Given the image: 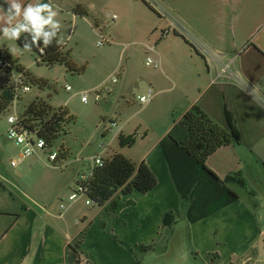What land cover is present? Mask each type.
<instances>
[{"label":"crops","instance_id":"0c3cea01","mask_svg":"<svg viewBox=\"0 0 264 264\" xmlns=\"http://www.w3.org/2000/svg\"><path fill=\"white\" fill-rule=\"evenodd\" d=\"M163 2L174 28L165 38L181 41L191 62L168 69L182 72V88L167 70L157 76L173 80L170 90L157 91L176 90L167 105L170 119L166 115L157 129L140 124L132 149L141 152L134 159L126 156L145 162L157 186L146 194L117 193L124 206L112 217L104 207L75 212L70 204L62 209L60 201H70L71 195L65 178L25 182V174L11 172L0 149V264H153L151 255L158 253L142 247L159 243H167L166 249L185 246L213 264L233 262L264 246V108L258 101L264 99V0ZM181 30L222 54L246 87L221 75L219 66L196 52ZM194 105L227 129L229 110L241 136L240 144L210 156L207 168L169 137L175 121ZM19 159L21 154L14 160ZM231 174H240L244 186H225L221 181ZM168 212H174L176 224L167 240L162 219Z\"/></svg>","mask_w":264,"mask_h":264},{"label":"rangeland","instance_id":"374dc122","mask_svg":"<svg viewBox=\"0 0 264 264\" xmlns=\"http://www.w3.org/2000/svg\"><path fill=\"white\" fill-rule=\"evenodd\" d=\"M36 1L21 0L23 4ZM48 1L58 12L56 19L61 28L57 39L61 51L82 71L72 72L64 63H43L38 53L24 51L17 41L0 36V57L1 52L7 50L15 62L10 69L0 67V96L6 88L16 89L20 80L30 87L28 92L20 90V97L0 112V149L4 151L11 172L16 170L25 174V182L53 176L65 178L69 182L66 190L76 196L75 201L62 198L60 203L66 209L73 205L75 212H96L99 206L87 204L89 198L86 194H77L79 182L90 176L97 158L107 160L114 153L133 159L139 155V147L120 146V133L137 135L140 124L143 129H157L164 125L166 115L170 119L167 105L176 90L158 95V88L170 90L173 80L178 84L176 87L182 88L185 84L182 72L168 69L191 61L181 41L176 43L174 39L165 38L174 34V28L170 29L171 16L163 0ZM150 60L153 62L148 64ZM19 68L45 84L27 80ZM164 70L169 72L172 81L157 77ZM149 92L151 100L142 103L140 97ZM83 97L87 98L86 102ZM36 100L47 103L55 111L67 110L75 120L55 142L53 149L36 148L32 157L25 158L15 167L12 161L22 153V146L8 139V117L21 118ZM31 139L38 142L36 135ZM63 145L69 155L53 167L49 161L50 152H56ZM258 249L233 262L213 264H264L263 244ZM166 250L165 255L160 252L151 255L152 263L207 264V260L188 252L185 246L179 248L170 244Z\"/></svg>","mask_w":264,"mask_h":264},{"label":"trees","instance_id":"16d2710c","mask_svg":"<svg viewBox=\"0 0 264 264\" xmlns=\"http://www.w3.org/2000/svg\"><path fill=\"white\" fill-rule=\"evenodd\" d=\"M43 3H49V1L44 0ZM0 4H3V0H0ZM4 7L6 8L7 6L4 5ZM79 15L81 14L79 13ZM26 35L22 34L17 41L20 47H23V40ZM32 52L38 53L40 60L48 65L64 63L72 72L82 71L68 59L67 55L62 53L57 37L56 39L53 38L51 45L46 48L41 41L40 47H34ZM1 59L4 62L3 65L8 69L15 64L7 50L2 51ZM18 71L33 83L45 84L41 80L31 78L24 69L19 68ZM13 101L14 92L10 88H6L4 94L0 96V112L6 110ZM226 115L229 129L218 124L200 106L194 105L181 119L175 121L169 132V137L198 163L207 168L208 158L220 148L241 143L240 132L234 116L229 110ZM74 120L75 118L67 110L60 109L55 111L41 100L33 101L20 118L21 124L31 134L36 135L38 139L45 142V150L53 149L55 142L63 133L67 132ZM136 139V134L126 135L120 133L119 144L121 147H133ZM52 153H56V160L51 161L49 159V161L54 167H57L63 160L67 159L69 150L63 145L56 152H50V154ZM221 182L227 187L235 183L244 186L240 174H231ZM157 184L158 180L155 174L145 162L137 164L121 154L114 153L109 159L103 160L102 165H96L87 179L79 182L77 194H86L92 204L104 207L106 214L112 217L124 206L121 198L116 196L117 193H121L123 196H128L134 191L146 194L152 191ZM162 224L168 240L176 224L174 212L166 213L163 216ZM166 244L162 247L159 246L160 244H152L143 246L142 249L144 252L162 253L166 250ZM211 259L214 261V255H211Z\"/></svg>","mask_w":264,"mask_h":264},{"label":"clouds","instance_id":"9594fccd","mask_svg":"<svg viewBox=\"0 0 264 264\" xmlns=\"http://www.w3.org/2000/svg\"><path fill=\"white\" fill-rule=\"evenodd\" d=\"M4 5L7 7L5 8ZM57 15L58 12L51 3L37 0L34 4H23L21 0H3V4H0V25H2L0 36L7 40L18 41L22 34H27L23 40L24 51L31 52L34 47L39 48L41 41L46 48L51 45L53 38L56 39L61 28L60 22L56 19ZM146 99L140 97L141 102ZM82 100L86 102V97ZM12 122H14L13 117H9V123ZM18 142L22 143V138ZM39 147H43V141L40 142Z\"/></svg>","mask_w":264,"mask_h":264},{"label":"built area","instance_id":"2783aa9c","mask_svg":"<svg viewBox=\"0 0 264 264\" xmlns=\"http://www.w3.org/2000/svg\"><path fill=\"white\" fill-rule=\"evenodd\" d=\"M182 31V30H181ZM183 36L185 37V39L187 40V42L192 46V48L198 52L199 54H201L206 60L212 61L214 63H216L219 68H220V73L223 76L229 77L231 79H233L237 84H239L242 87H246L243 80L238 77L235 72L232 70L231 68V64L229 62H225L224 61V57L222 54L213 51L212 49L208 48L205 44H203L196 36H194L193 34L189 33L188 31L183 30L182 31ZM2 55V52H1ZM153 61L150 60L148 62V64L152 63ZM3 60L0 57V67H5ZM157 66V65H156ZM7 68V67H6ZM30 89V87H28L27 84H25L23 82V80H20V82H18V87L15 88H11V90L14 92V101L16 99H18L20 97V90L24 91V92H28ZM68 89H70L68 87ZM142 97H146L147 99L142 102V103H147L149 102L151 99V93L149 92V94L147 96H142ZM13 101V102H14ZM87 101V98H86ZM141 101V100H140ZM258 101L261 103V105L264 108V99L258 97ZM12 102V103H13ZM9 117H13L14 122L9 123ZM8 117V123L10 124V128L8 130V139L11 141H14L18 146H22V153H21V159L19 160H13L12 161V165L17 166L19 164V162L25 158L28 157H32L35 154L36 148H41V149H45L46 144L43 140L38 139V142L35 143L33 141V139H31V136L34 134H31V132L26 129L20 122V118H17L16 116H9ZM13 133L15 135H13ZM23 140L22 143H19L18 140L21 139ZM43 141V147H39L40 142ZM30 153V154H29ZM49 159L51 161H55L56 160V153H52L50 154ZM103 160L100 158H97L95 160V166L96 165H102ZM76 199L75 194H71L69 196V200L70 201H74ZM87 204L91 205V201L87 200ZM65 205H61L62 209H65ZM80 264H87L86 261H81Z\"/></svg>","mask_w":264,"mask_h":264}]
</instances>
